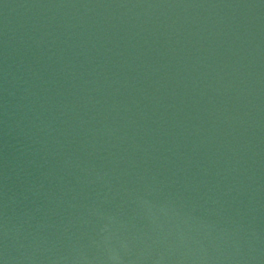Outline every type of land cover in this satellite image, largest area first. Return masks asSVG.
I'll list each match as a JSON object with an SVG mask.
<instances>
[{
	"label": "water",
	"instance_id": "obj_1",
	"mask_svg": "<svg viewBox=\"0 0 264 264\" xmlns=\"http://www.w3.org/2000/svg\"><path fill=\"white\" fill-rule=\"evenodd\" d=\"M0 264H264V0H0Z\"/></svg>",
	"mask_w": 264,
	"mask_h": 264
}]
</instances>
